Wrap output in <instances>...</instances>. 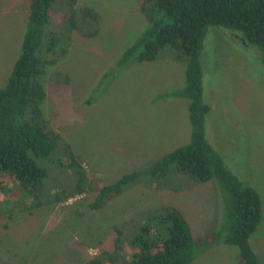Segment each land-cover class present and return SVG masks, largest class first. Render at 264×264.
Wrapping results in <instances>:
<instances>
[{
  "label": "rangeland",
  "instance_id": "obj_1",
  "mask_svg": "<svg viewBox=\"0 0 264 264\" xmlns=\"http://www.w3.org/2000/svg\"><path fill=\"white\" fill-rule=\"evenodd\" d=\"M139 3L82 0L80 4L99 12V33L94 38L73 33L57 48L67 52L52 70L60 74L53 77L48 71L42 79L47 121L100 184L149 169L155 159L190 138L187 101L166 94L185 83L182 60L165 51L155 61L130 60L117 67L125 48L148 25ZM28 4L29 0H0V86L20 52ZM200 62L203 98L210 107L206 137L231 172L262 201V219L250 244L264 264L262 51L245 45L228 29L209 26ZM155 183L143 177L99 210L89 207L97 191L39 207L27 193H17L15 202L22 204L15 205L10 192L0 193V264H84L112 246L114 225L161 205L179 208L196 240L221 226L225 192L216 180L181 190H159ZM189 264H241V256L220 239L199 250Z\"/></svg>",
  "mask_w": 264,
  "mask_h": 264
},
{
  "label": "trees",
  "instance_id": "obj_2",
  "mask_svg": "<svg viewBox=\"0 0 264 264\" xmlns=\"http://www.w3.org/2000/svg\"><path fill=\"white\" fill-rule=\"evenodd\" d=\"M81 1L29 0L20 52L0 86V193L10 192L12 205L22 204L15 202L17 193H27L39 207L97 191L89 207L99 210L143 177L154 179L159 190H181L214 179L225 192L223 218L215 232L196 240L183 212L161 205L114 225L112 246L84 264H189L199 250L220 239L238 249L241 264H260L250 238L262 219V201L231 172L206 137L210 107L203 98L200 56L207 28L214 26L258 47L264 64V0H140L148 25L125 48L117 67L130 60L152 62L165 51L182 60L185 83L166 94L187 101L190 138L155 159L149 169L124 174L110 184L90 178L43 110V80L48 71L53 77L60 74L52 70L67 54L58 46L73 33L84 38L99 33V12ZM52 189L58 191L51 194Z\"/></svg>",
  "mask_w": 264,
  "mask_h": 264
}]
</instances>
